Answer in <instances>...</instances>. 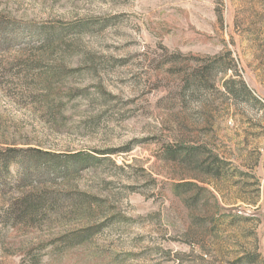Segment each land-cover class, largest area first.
Returning a JSON list of instances; mask_svg holds the SVG:
<instances>
[{"label":"rangeland","instance_id":"1","mask_svg":"<svg viewBox=\"0 0 264 264\" xmlns=\"http://www.w3.org/2000/svg\"><path fill=\"white\" fill-rule=\"evenodd\" d=\"M0 264H264V0H0Z\"/></svg>","mask_w":264,"mask_h":264},{"label":"trees","instance_id":"2","mask_svg":"<svg viewBox=\"0 0 264 264\" xmlns=\"http://www.w3.org/2000/svg\"><path fill=\"white\" fill-rule=\"evenodd\" d=\"M214 66V65H213ZM211 68H212V65H208L206 66L203 70H201V73H200V76H199V85H201L202 83L205 82L206 80V74L208 72L211 71ZM223 74H227L228 70L226 69H223L222 70ZM233 84V80L232 79H228V80H225L223 82V87H224V90L226 91L227 94L229 95H233V91H232V88H231V85ZM241 86L245 89V85L244 83L241 82ZM198 148L197 147H193V148H189L187 151H186V157H189L191 156L195 151H197ZM217 169V168H216ZM215 168H207L205 169L204 171L208 174V175H211V176H216L218 175V171L216 170ZM252 263V262H251Z\"/></svg>","mask_w":264,"mask_h":264}]
</instances>
